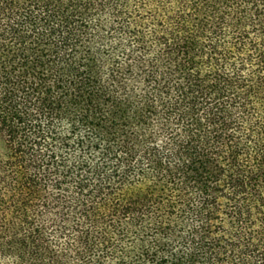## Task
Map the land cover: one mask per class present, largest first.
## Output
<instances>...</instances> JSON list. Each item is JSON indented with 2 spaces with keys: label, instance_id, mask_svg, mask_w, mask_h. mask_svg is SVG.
<instances>
[{
  "label": "trees",
  "instance_id": "obj_1",
  "mask_svg": "<svg viewBox=\"0 0 264 264\" xmlns=\"http://www.w3.org/2000/svg\"><path fill=\"white\" fill-rule=\"evenodd\" d=\"M0 264H264V0H0Z\"/></svg>",
  "mask_w": 264,
  "mask_h": 264
}]
</instances>
